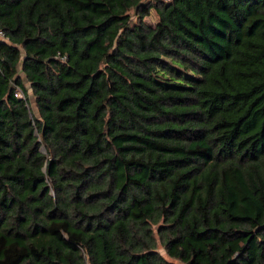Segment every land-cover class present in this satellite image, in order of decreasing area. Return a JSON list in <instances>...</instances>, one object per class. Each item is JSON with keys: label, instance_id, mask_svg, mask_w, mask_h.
<instances>
[{"label": "trees", "instance_id": "1", "mask_svg": "<svg viewBox=\"0 0 264 264\" xmlns=\"http://www.w3.org/2000/svg\"><path fill=\"white\" fill-rule=\"evenodd\" d=\"M0 29V264H264V0H0Z\"/></svg>", "mask_w": 264, "mask_h": 264}, {"label": "rangeland", "instance_id": "2", "mask_svg": "<svg viewBox=\"0 0 264 264\" xmlns=\"http://www.w3.org/2000/svg\"><path fill=\"white\" fill-rule=\"evenodd\" d=\"M145 20H146V22L149 25L154 26L157 23V21H158V15H157L156 11L152 10L151 14L149 16H147L145 18ZM26 87L28 88V93L33 94V91L31 89L30 84L28 83V81H26ZM34 98L35 97H33V100H32L33 102L31 103V106H32L33 111L38 115L37 108H36V103H35V99ZM160 251H161V253L163 255H166V252H165V250L163 248H160Z\"/></svg>", "mask_w": 264, "mask_h": 264}, {"label": "built area", "instance_id": "3", "mask_svg": "<svg viewBox=\"0 0 264 264\" xmlns=\"http://www.w3.org/2000/svg\"><path fill=\"white\" fill-rule=\"evenodd\" d=\"M5 39V33L3 30L0 29V41L4 40ZM15 95L18 97V98H22V99H25L26 96H25V93L23 92V90L19 87L16 88V91H15Z\"/></svg>", "mask_w": 264, "mask_h": 264}, {"label": "crops", "instance_id": "4", "mask_svg": "<svg viewBox=\"0 0 264 264\" xmlns=\"http://www.w3.org/2000/svg\"><path fill=\"white\" fill-rule=\"evenodd\" d=\"M22 77H23L24 79H26L24 74H22ZM29 96H30V101H31V103H32V102H33L32 100H33L34 94H30V93H29ZM34 99H35V98H34Z\"/></svg>", "mask_w": 264, "mask_h": 264}]
</instances>
